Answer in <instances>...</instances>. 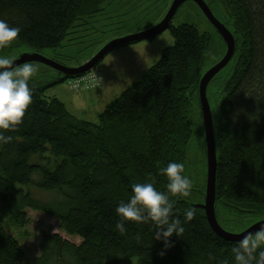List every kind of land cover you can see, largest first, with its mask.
Wrapping results in <instances>:
<instances>
[{
  "label": "trees",
  "instance_id": "trees-1",
  "mask_svg": "<svg viewBox=\"0 0 264 264\" xmlns=\"http://www.w3.org/2000/svg\"><path fill=\"white\" fill-rule=\"evenodd\" d=\"M106 1L112 0H0V19L21 28L0 54L21 46L34 52L60 47ZM211 1L222 7L225 19L218 20L232 33L236 56L215 130L214 204L221 225L229 215L264 217V0ZM168 29L173 44L97 113V122L79 119L59 98L44 94L54 83L84 74L62 73L46 83L33 76L32 103L20 125L4 130L12 140L0 146V264H125L132 258L136 264H232L230 246L236 241L218 236L197 205L206 185L198 84L212 35L190 22L170 23ZM195 129L204 162L193 180L188 167ZM171 160L183 162L192 183L200 184L195 201L170 197L173 215L183 219L187 208L195 210L182 235L169 237L165 248L152 239L151 224L127 222L126 232L119 233L117 204L128 199L136 182L154 178L166 190L159 169ZM28 209L54 218L79 244L41 233L38 255L27 260L19 239L3 224L26 227Z\"/></svg>",
  "mask_w": 264,
  "mask_h": 264
},
{
  "label": "rangeland",
  "instance_id": "rangeland-1",
  "mask_svg": "<svg viewBox=\"0 0 264 264\" xmlns=\"http://www.w3.org/2000/svg\"><path fill=\"white\" fill-rule=\"evenodd\" d=\"M172 0H112L102 3V10L93 14L89 19V23L84 25L83 30L78 33L81 28H75V31L64 40L60 47L43 48L38 53L43 54L49 59H54L67 67L73 68L82 65L90 59L96 52L100 50L110 40L116 37H122L127 34L146 30L156 25L165 16L171 6ZM216 18L224 21V13L222 7L211 0H204ZM193 23L199 31L207 32L212 35L211 53L203 64V72H206L212 65L219 61L226 50V44L220 38L219 34L211 23L208 22L200 8L192 0H187L179 6L177 12L171 20L172 25L178 23ZM173 44L172 35L169 29L158 34L157 37L136 41V43L125 44V46L116 47L115 50L104 56L102 61L98 63L96 71L99 72L102 86L95 90L85 93L71 92L68 84L63 82L54 83L45 89V95L48 97L56 96L64 104L73 115L79 119L97 122L98 112L102 111L107 103L123 92L131 83L138 81L148 72V67L158 61L162 49ZM34 52L32 48L21 46L19 49L9 51L7 55L15 57ZM236 56L233 57L222 69L217 72L213 79L208 83L206 97L208 98L209 108L211 109V119H213V128L217 130L218 123V104L222 100L223 84L230 76L233 70ZM38 67V72L34 77H40L44 83L52 78L60 76L55 69L45 65L44 63L30 62ZM22 65V64H21ZM74 96V97H72ZM194 142L191 145L190 159L188 170L193 180L198 178V171L203 168L204 157L201 152L200 141L197 138V130L195 129ZM189 171L185 172L190 176ZM186 174V175H187ZM200 181L202 182L201 178ZM193 187L189 197L195 201V196L200 188V184L192 183ZM29 221L24 228H10L5 221L3 224L10 233L17 237L22 245L24 254L28 258L37 256L40 250L39 240L41 233H58L69 242L79 244L80 239L74 236H67L59 227L58 222L50 216H46L40 212L27 210ZM264 219L251 217L237 219L233 215L226 217L225 221L220 220L222 227L228 233H241L251 224ZM9 227H8V226ZM136 258L125 261V264H136Z\"/></svg>",
  "mask_w": 264,
  "mask_h": 264
},
{
  "label": "clouds",
  "instance_id": "clouds-1",
  "mask_svg": "<svg viewBox=\"0 0 264 264\" xmlns=\"http://www.w3.org/2000/svg\"><path fill=\"white\" fill-rule=\"evenodd\" d=\"M21 28L11 26L0 19V49L9 47L17 40ZM15 57L0 55V146L9 143L12 136L4 130H14L20 125L28 106L32 103L33 89L30 84L38 67L25 62L17 66ZM159 173L166 177V190L158 189L155 179L136 182L131 185V195L126 201H120L115 214L118 217L114 227L124 234L127 222L151 224L154 226L153 237L162 240L165 248L170 247L169 237H180L184 224L192 220L195 210L187 208L183 219L173 215L172 196H189L193 184L185 174V164L171 160ZM163 255V252L159 253ZM232 264H264V224L255 232H245L240 239L230 246Z\"/></svg>",
  "mask_w": 264,
  "mask_h": 264
},
{
  "label": "water",
  "instance_id": "water-1",
  "mask_svg": "<svg viewBox=\"0 0 264 264\" xmlns=\"http://www.w3.org/2000/svg\"><path fill=\"white\" fill-rule=\"evenodd\" d=\"M187 0H172V4L166 12V16L155 26L146 28V30L135 32L134 34H127L122 37H116L113 40L108 41L104 44L98 52L94 54L90 59L84 62L82 65L70 68L65 64L49 59L43 54L38 52H29L22 54L14 60V64L17 66L25 62H38L44 63L45 65L52 67L58 73L66 76L73 77L74 75L84 74V72L94 69V67L102 61L104 56L115 50L116 47L125 46V44L136 43V41H142L157 37L158 34L167 30L169 24L175 12L183 2ZM200 8L201 12L205 15L209 23L213 25L219 36L226 44V50L222 58L212 65V68L207 70L201 75V80L198 84V98L200 99L201 119L204 130V141H205V162H206V180L204 190V201L199 205L204 210V216H206L207 223L211 226L212 230L218 235L222 236L226 240L237 241L245 232H255L258 227L264 224V219L257 221L248 228L241 231V233H228L221 225L218 224L215 215V175H216V151H215V130L213 128V119H211V109L209 108L208 98L206 97V90L208 83L212 80L214 75L219 72L222 67L227 64L233 57L235 49V43L232 33L229 32L227 27L216 18L214 13L211 11L210 6L204 2V0H192Z\"/></svg>",
  "mask_w": 264,
  "mask_h": 264
},
{
  "label": "built area",
  "instance_id": "built-area-1",
  "mask_svg": "<svg viewBox=\"0 0 264 264\" xmlns=\"http://www.w3.org/2000/svg\"><path fill=\"white\" fill-rule=\"evenodd\" d=\"M69 90L71 92H85L86 90H91L99 88L102 86L101 77L96 69L91 70L84 75L67 81Z\"/></svg>",
  "mask_w": 264,
  "mask_h": 264
},
{
  "label": "crops",
  "instance_id": "crops-1",
  "mask_svg": "<svg viewBox=\"0 0 264 264\" xmlns=\"http://www.w3.org/2000/svg\"><path fill=\"white\" fill-rule=\"evenodd\" d=\"M72 97H74V96H72Z\"/></svg>",
  "mask_w": 264,
  "mask_h": 264
}]
</instances>
